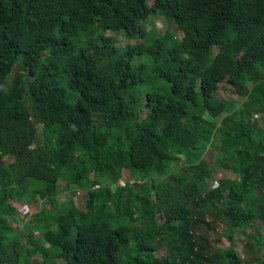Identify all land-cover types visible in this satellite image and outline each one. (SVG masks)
Here are the masks:
<instances>
[{
  "label": "trees",
  "instance_id": "1",
  "mask_svg": "<svg viewBox=\"0 0 264 264\" xmlns=\"http://www.w3.org/2000/svg\"><path fill=\"white\" fill-rule=\"evenodd\" d=\"M261 124L264 0H0V264H264Z\"/></svg>",
  "mask_w": 264,
  "mask_h": 264
},
{
  "label": "rangeland",
  "instance_id": "2",
  "mask_svg": "<svg viewBox=\"0 0 264 264\" xmlns=\"http://www.w3.org/2000/svg\"><path fill=\"white\" fill-rule=\"evenodd\" d=\"M155 29H157L159 31L165 30V26L161 20H153L152 23L148 24V31H152ZM169 31L172 33H175L176 32L175 25H171ZM107 35H109V34H107ZM123 36H124V32H121L118 35V37H116V41H118V45H121L122 42L126 43L122 39ZM130 42L131 41H128V44H130ZM131 44H134V43H131ZM128 47H130V46H128ZM226 92H228V94ZM218 97L223 98V99H234L238 102V104L241 103L239 100L242 99L240 96L237 95V92L235 91V89L232 86H227L226 91L225 92L221 91L218 94ZM218 124H220V123H218ZM261 126L264 129V124H261ZM209 151H211V155H206V157H207V159L213 161V159L216 156V152H215V150H211V149H209ZM6 161L9 162L11 160L9 158H7ZM230 169H232V168H230ZM212 171H213V174L215 175V177L209 181L210 188H213L215 186L216 178H217L219 173H221V174L224 173L230 179L235 178V176H233V174H231L230 172H227V171H223L219 167L217 169L212 167ZM131 177H132L131 173L129 171H126L124 173V178L121 179L120 182L124 186L125 181L126 180L129 181ZM60 192H61L64 200L69 199V200L76 202L78 207H81V208L85 207L86 202H87L86 192H79V194L77 196L72 195L71 188L69 187L67 177L61 178V180H60ZM19 207H20V211L22 212L21 217L23 219L22 220L23 223L26 222L25 218L30 220V217L28 218V215L30 212L33 213V212L37 211V205L35 203H30L27 201L20 202ZM258 225L262 228L261 234L263 236L260 238V245L262 246V245H264V223L261 221H258ZM114 227L117 228V225L115 224ZM252 232H253V230L251 228L239 229V230H235L233 232L235 245L237 246L238 252L241 254V257L243 258V260L246 264L247 263H255L252 260L254 252L251 250V247L255 246V244H251V235L253 234ZM38 235H39V233H38ZM208 237H209L211 244L216 249H224V248H227L229 246L228 236H227L226 232L224 231V225H222L219 222H218V225L216 226L215 231L210 233L208 235ZM262 253H264V250H262ZM157 255H159L160 257L167 256L168 255V249H166V248L161 249L159 251V253H157ZM37 260H39V262H41L40 258Z\"/></svg>",
  "mask_w": 264,
  "mask_h": 264
},
{
  "label": "built area",
  "instance_id": "3",
  "mask_svg": "<svg viewBox=\"0 0 264 264\" xmlns=\"http://www.w3.org/2000/svg\"><path fill=\"white\" fill-rule=\"evenodd\" d=\"M134 183V182H133ZM121 185H122V183H121ZM123 186V185H122ZM124 186H126V181H125V183H124Z\"/></svg>",
  "mask_w": 264,
  "mask_h": 264
}]
</instances>
